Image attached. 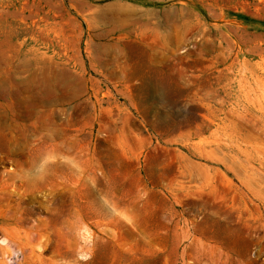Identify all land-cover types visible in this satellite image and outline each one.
<instances>
[{"label":"rangeland","instance_id":"374dc122","mask_svg":"<svg viewBox=\"0 0 264 264\" xmlns=\"http://www.w3.org/2000/svg\"><path fill=\"white\" fill-rule=\"evenodd\" d=\"M49 127L84 175L17 180ZM76 222L90 264H264V0H0V230L56 264Z\"/></svg>","mask_w":264,"mask_h":264},{"label":"clouds","instance_id":"9594fccd","mask_svg":"<svg viewBox=\"0 0 264 264\" xmlns=\"http://www.w3.org/2000/svg\"><path fill=\"white\" fill-rule=\"evenodd\" d=\"M57 132L55 127H49L33 138L37 146L36 153L25 167L15 173L17 180L32 184L42 183L53 173V166L58 162L67 167L70 173L84 175V165L72 149L61 151L55 147H41L45 137L50 141L54 140ZM137 195L139 199H144L147 192L137 190ZM69 231L76 247L70 256L58 257L56 264H90L97 248L96 233L86 223L79 222L70 224ZM21 255L22 249L17 247L7 233L0 230V264H21Z\"/></svg>","mask_w":264,"mask_h":264}]
</instances>
